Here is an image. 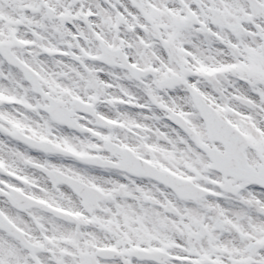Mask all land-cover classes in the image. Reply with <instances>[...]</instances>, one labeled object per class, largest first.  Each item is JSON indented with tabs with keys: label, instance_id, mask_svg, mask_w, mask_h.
I'll return each instance as SVG.
<instances>
[{
	"label": "snow or ice",
	"instance_id": "snow-or-ice-1",
	"mask_svg": "<svg viewBox=\"0 0 264 264\" xmlns=\"http://www.w3.org/2000/svg\"><path fill=\"white\" fill-rule=\"evenodd\" d=\"M0 264H264V0H0Z\"/></svg>",
	"mask_w": 264,
	"mask_h": 264
}]
</instances>
